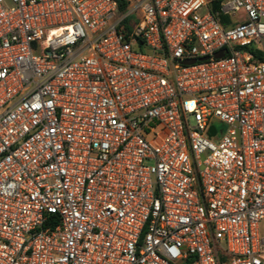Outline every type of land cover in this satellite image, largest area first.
Returning a JSON list of instances; mask_svg holds the SVG:
<instances>
[{"label":"built area","instance_id":"built-area-1","mask_svg":"<svg viewBox=\"0 0 264 264\" xmlns=\"http://www.w3.org/2000/svg\"><path fill=\"white\" fill-rule=\"evenodd\" d=\"M263 219L264 0H0V264H264Z\"/></svg>","mask_w":264,"mask_h":264},{"label":"rangeland","instance_id":"rangeland-1","mask_svg":"<svg viewBox=\"0 0 264 264\" xmlns=\"http://www.w3.org/2000/svg\"><path fill=\"white\" fill-rule=\"evenodd\" d=\"M133 17H134V16H133ZM129 23H130L131 25L134 24V20H133V18H130V19H129ZM260 234L264 236V219H263L262 222L260 223Z\"/></svg>","mask_w":264,"mask_h":264},{"label":"water","instance_id":"water-1","mask_svg":"<svg viewBox=\"0 0 264 264\" xmlns=\"http://www.w3.org/2000/svg\"><path fill=\"white\" fill-rule=\"evenodd\" d=\"M222 56V52H218V53H216V55H215V57H221ZM210 132H211V134H214V127H211L210 128Z\"/></svg>","mask_w":264,"mask_h":264},{"label":"trees","instance_id":"trees-1","mask_svg":"<svg viewBox=\"0 0 264 264\" xmlns=\"http://www.w3.org/2000/svg\"><path fill=\"white\" fill-rule=\"evenodd\" d=\"M119 9H120L121 11L124 9L122 4H119Z\"/></svg>","mask_w":264,"mask_h":264}]
</instances>
